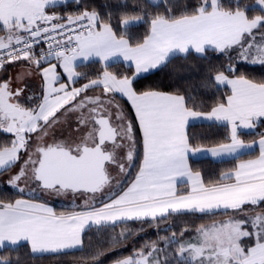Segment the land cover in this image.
Returning a JSON list of instances; mask_svg holds the SVG:
<instances>
[{
    "label": "snow or ice",
    "instance_id": "6c2138e0",
    "mask_svg": "<svg viewBox=\"0 0 264 264\" xmlns=\"http://www.w3.org/2000/svg\"><path fill=\"white\" fill-rule=\"evenodd\" d=\"M69 3L75 12L57 13ZM147 4L155 11L137 5L113 23L84 0H0V71L22 68L0 77V133L11 136L0 143V173L16 169L7 185L20 197L0 199V253L21 245L31 254L83 251L86 230L121 227L109 238L114 247L132 235L130 224L199 214L227 219L188 239L187 229L164 237L165 249L176 246L175 264H264V132L250 143L240 137L241 129L264 125V79L238 74L245 63L264 68V0ZM141 24L147 30L135 39L130 26ZM209 53L227 59L209 76L226 95L210 106L198 107L179 88L137 87L173 58ZM90 60L103 65L94 77L77 71ZM114 63L127 70L110 71ZM27 76L40 79L38 95H25ZM197 120L223 125L227 142L193 144L188 129ZM198 155L238 162L205 180L190 164ZM28 185L33 194L71 196L72 206L58 212L46 200L25 199ZM165 249L152 243L114 264H170ZM101 255L93 253L92 264ZM0 264L19 260L0 255Z\"/></svg>",
    "mask_w": 264,
    "mask_h": 264
},
{
    "label": "trees",
    "instance_id": "16d2710c",
    "mask_svg": "<svg viewBox=\"0 0 264 264\" xmlns=\"http://www.w3.org/2000/svg\"><path fill=\"white\" fill-rule=\"evenodd\" d=\"M195 2V0H193ZM255 0H242L243 4L251 5ZM84 3L89 6V10L93 8L98 11L102 16L111 13L113 23L122 18L125 14L132 15V9L139 5L146 8L148 11H155L147 4V0H127V7H123L124 0H84ZM77 10L75 4L69 3L65 9L57 8L58 14L62 13L67 15ZM147 30L146 24L130 26V35L135 39L143 37ZM227 59L225 57H217L209 53L207 59H198L191 56L187 59L173 58L172 61L164 69L149 73L139 79L137 87L141 90L145 88L159 87L165 91H175L177 88L183 93L192 96L193 102L198 106L212 105L221 100L226 95V89L221 87L216 90L215 86L209 82V76H214L217 70H222V66H226ZM103 65L98 62H91L86 65L78 66L77 71L87 73L90 76H95ZM113 72H125L127 69L121 63L113 64L110 68ZM248 78L256 80L264 79V68L260 67H245L241 66L240 73ZM124 105L125 110L132 115L131 110L127 104L122 100L119 101ZM206 110V109H205ZM189 135L193 138L192 142L195 145H201L205 148L216 146L220 143L227 142L228 129L223 125L217 124H193L188 129ZM264 132V125L258 126L250 132H240V137L245 143H250L259 139V133ZM11 139V136L0 133V143H6ZM256 155V152L253 153ZM240 158H251L247 154H243ZM238 160L230 159L226 161L215 162L210 159L191 160L190 164L196 171H200L205 178L209 180L218 177L223 171H226L234 166ZM9 172L0 174V199L14 200L18 195L7 193L10 188L5 180V175ZM62 200V201H58ZM54 209L59 211L69 210L71 206L67 205V199H59L53 197L52 200L47 201ZM227 219L225 216H200L197 215H183L172 216L168 220L160 223H135L130 224L128 227L132 230V235L122 243L111 246L109 238L121 232V227H116L115 230L105 229L97 232L95 228L86 230L84 234L83 251H75L72 253L50 254L35 256L31 254L30 248L21 245L18 249L13 251H4L0 255L8 257L19 264H92L91 256L93 253L100 251L103 253L99 257L101 264H114L116 259L123 258L133 254L134 249L144 248L146 245L155 243L158 247L165 249L164 237H170L173 231L179 234L182 230L184 232L183 239H188L195 235L196 229L202 225H209L214 220ZM168 226V227H166ZM142 229V231H141ZM168 229V230H166ZM169 254L170 264H175L176 246H170L165 249ZM161 260L164 259V252L160 254Z\"/></svg>",
    "mask_w": 264,
    "mask_h": 264
},
{
    "label": "crops",
    "instance_id": "0c3cea01",
    "mask_svg": "<svg viewBox=\"0 0 264 264\" xmlns=\"http://www.w3.org/2000/svg\"><path fill=\"white\" fill-rule=\"evenodd\" d=\"M91 62H96V61L95 60H90V61L84 62L81 65H86V64L91 63ZM114 64H116V63H114ZM121 64H123V63H121ZM21 71H22V68L20 66H8L5 71H0V77H14L18 72H21ZM145 75H148V74H145ZM26 83H27L28 87L26 89L25 95H28V94H31V93H35L37 95L39 94L41 81H40V79L38 77H36V76H27L26 77ZM122 101L125 102L127 104L128 108L131 110L130 104L126 100H122ZM131 112H132V110H131ZM193 124H217V123L204 121V120H197V121H194ZM217 125H220V124H217ZM250 131L251 130H248V129H241L240 130V132H250ZM258 140L259 139H257L256 141H258ZM255 152H256V155H258V148L255 150ZM200 159H210L212 161L219 162V161L230 160V159H233V158H230V157L213 158L210 155H198L196 157L191 158V160H200ZM15 171H16L15 168L12 169L11 171H9V173H7V175H5V180L7 181L8 177L10 175H12ZM30 197L31 196L27 195V196H24L23 198L27 199V198H30ZM17 198H20V197H17ZM32 198H36V197H32ZM36 199H40V198H36ZM28 247L30 248V246H28ZM50 254H54V253H43V254L37 253V254H33V255L42 256V255H50Z\"/></svg>",
    "mask_w": 264,
    "mask_h": 264
},
{
    "label": "rangeland",
    "instance_id": "374dc122",
    "mask_svg": "<svg viewBox=\"0 0 264 264\" xmlns=\"http://www.w3.org/2000/svg\"><path fill=\"white\" fill-rule=\"evenodd\" d=\"M254 4V3H253ZM248 14L250 15V16H252V15H256V14H260V12H259V10L258 9H252V8H249L248 9ZM258 39H259V37H258ZM226 58V57H225ZM242 66H245V67H259V66H253V65H250V64H247V63H245V64H243ZM90 94H93V95H95L96 93H90ZM75 127V124L73 123V128ZM251 131H253V130H251ZM65 135H67V131L65 132ZM21 186L22 187H25V185H23V184H21ZM32 186L31 185H28L27 187H26V195L25 196H31V197H36V198H40V199H43V200H47V201H51L52 200V198L53 197H55V196H50V195H43V196H41V194L39 193V192H36L35 194H33L31 191H27V189L28 188H31ZM7 193H12V194H15V195H17L16 193H15V191L10 187L8 190H7ZM59 199H62V198H65V200L67 199V201L68 202H66V204L67 205H69V206H72V197L71 196H61V197H58ZM58 201H62V200H58ZM81 201H77V203H80ZM166 227H168V226H166Z\"/></svg>",
    "mask_w": 264,
    "mask_h": 264
},
{
    "label": "built area",
    "instance_id": "2783aa9c",
    "mask_svg": "<svg viewBox=\"0 0 264 264\" xmlns=\"http://www.w3.org/2000/svg\"><path fill=\"white\" fill-rule=\"evenodd\" d=\"M45 47H46V45H45Z\"/></svg>",
    "mask_w": 264,
    "mask_h": 264
}]
</instances>
